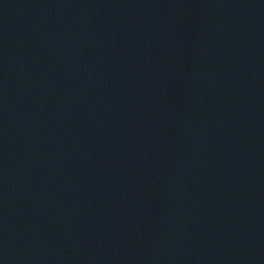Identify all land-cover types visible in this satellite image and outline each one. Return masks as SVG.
Masks as SVG:
<instances>
[{
	"label": "water",
	"instance_id": "1",
	"mask_svg": "<svg viewBox=\"0 0 264 264\" xmlns=\"http://www.w3.org/2000/svg\"><path fill=\"white\" fill-rule=\"evenodd\" d=\"M0 264H264V0H0Z\"/></svg>",
	"mask_w": 264,
	"mask_h": 264
}]
</instances>
